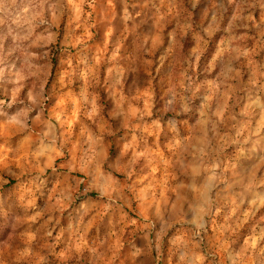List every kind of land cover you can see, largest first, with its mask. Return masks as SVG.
I'll use <instances>...</instances> for the list:
<instances>
[{
	"label": "rangeland",
	"instance_id": "rangeland-1",
	"mask_svg": "<svg viewBox=\"0 0 264 264\" xmlns=\"http://www.w3.org/2000/svg\"><path fill=\"white\" fill-rule=\"evenodd\" d=\"M0 264H264V0H0Z\"/></svg>",
	"mask_w": 264,
	"mask_h": 264
}]
</instances>
